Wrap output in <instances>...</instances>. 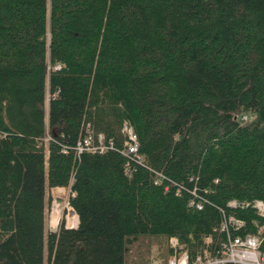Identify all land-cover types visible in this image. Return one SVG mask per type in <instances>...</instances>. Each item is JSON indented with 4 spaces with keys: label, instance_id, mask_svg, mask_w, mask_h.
Instances as JSON below:
<instances>
[{
    "label": "trees",
    "instance_id": "1",
    "mask_svg": "<svg viewBox=\"0 0 264 264\" xmlns=\"http://www.w3.org/2000/svg\"><path fill=\"white\" fill-rule=\"evenodd\" d=\"M57 187L77 227H47ZM256 201L264 0H0V264H149L154 243L168 264L172 237L264 253Z\"/></svg>",
    "mask_w": 264,
    "mask_h": 264
},
{
    "label": "built area",
    "instance_id": "2",
    "mask_svg": "<svg viewBox=\"0 0 264 264\" xmlns=\"http://www.w3.org/2000/svg\"><path fill=\"white\" fill-rule=\"evenodd\" d=\"M123 131L127 135L124 154L132 155L136 157L138 161H141V158L138 155L137 137L132 127L127 123H124ZM106 148L107 146L104 144V137L102 134L98 135L97 142H94L93 137L88 135L84 137L83 140L78 141L76 144V149L79 153L84 150L103 152ZM56 189L58 193H65L66 191L68 192L66 206L69 210L72 209L68 202L70 189L67 187H57ZM58 200L59 197L53 198L55 210L51 214V218L48 222L54 226H57L60 219L63 217L66 227H76L78 224L77 214L72 209V213L70 215L67 214L66 216L62 215L60 217V203ZM230 205H235V202L231 201ZM254 206L257 208L259 213L264 214V204L262 201H256ZM197 207L200 208V204H197ZM53 214H56L55 218L53 217ZM236 222L240 224L238 221ZM169 243L173 249V252L168 257V264H264V253L259 249L261 240L256 235H247L245 237L237 236L233 238L229 237L218 254L212 255L205 250L202 254L197 255L194 259H189L187 252L180 250L176 238H170Z\"/></svg>",
    "mask_w": 264,
    "mask_h": 264
},
{
    "label": "rangeland",
    "instance_id": "3",
    "mask_svg": "<svg viewBox=\"0 0 264 264\" xmlns=\"http://www.w3.org/2000/svg\"><path fill=\"white\" fill-rule=\"evenodd\" d=\"M67 194L68 192L66 191L65 193L61 192L58 193L56 188H52L50 190H48L47 192V197H51V202L49 204V213H48V221L51 218V214L53 213V211L55 210L54 207V203H53V198L54 197H59L58 202L60 203V214L59 216L61 217L62 215H67V214H71L72 213V209H68V207L66 206V202H67ZM56 214H53V217L55 218ZM56 226V225H55ZM53 224H50L49 222L47 223V227L48 228H54L55 227ZM161 253V250L158 246L157 243H154L151 247V252H150V263L149 264H162L164 261L162 259L161 256H159Z\"/></svg>",
    "mask_w": 264,
    "mask_h": 264
},
{
    "label": "water",
    "instance_id": "4",
    "mask_svg": "<svg viewBox=\"0 0 264 264\" xmlns=\"http://www.w3.org/2000/svg\"><path fill=\"white\" fill-rule=\"evenodd\" d=\"M78 225V224H77ZM77 227V226H76Z\"/></svg>",
    "mask_w": 264,
    "mask_h": 264
}]
</instances>
